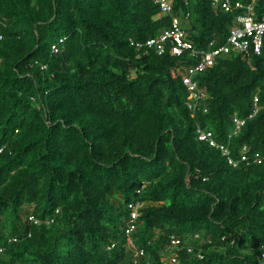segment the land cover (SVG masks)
Segmentation results:
<instances>
[{
    "label": "trees",
    "instance_id": "obj_1",
    "mask_svg": "<svg viewBox=\"0 0 264 264\" xmlns=\"http://www.w3.org/2000/svg\"><path fill=\"white\" fill-rule=\"evenodd\" d=\"M172 12L202 51L236 14L211 0ZM0 18V264H133L135 247L166 264L171 236L194 234L202 258L181 249L174 264H264V163L234 166L196 131L264 155V37L194 75L192 113L177 69L198 56L136 44L170 25L153 0H0Z\"/></svg>",
    "mask_w": 264,
    "mask_h": 264
},
{
    "label": "built area",
    "instance_id": "obj_2",
    "mask_svg": "<svg viewBox=\"0 0 264 264\" xmlns=\"http://www.w3.org/2000/svg\"><path fill=\"white\" fill-rule=\"evenodd\" d=\"M254 1L255 0H211V3L215 7H219L226 12H236L234 16V22L229 30V34L226 43L216 46L213 42L209 43V49L202 51L193 47L192 43L186 39V31L181 25V20L178 15L173 14V0H153V2L159 7L160 15H170V25L156 34L147 38L144 42H137V46L146 45L147 47H153L157 53H163L165 49H168L173 55H181L184 51L189 52L192 56H198V61L192 66H184L178 68L183 85L187 90L186 105L188 109L194 113L202 104L203 99L206 97V93L200 89L197 82L193 79L197 72L202 71L206 67L212 66L215 63L217 56L236 52L249 55L250 53L259 54L264 37V18L257 19L254 13ZM4 22L0 18V40L3 38L2 28ZM54 51L57 50L55 45L52 46ZM257 97H254V110L248 117H251L258 107L256 104ZM245 118H241L237 115L232 117L233 128L228 133V138L235 135L240 127L244 124ZM197 138L204 140L211 146L218 147L223 155H226L228 162L232 165L243 163L249 164H261L264 163V155L259 153L247 154L246 147H242L239 157L230 156V150L228 145L217 142L209 130L197 128ZM3 147H0V152ZM130 208V222L134 221L137 217V209L134 205L129 204ZM28 219L34 223H39L33 216H29ZM130 223L125 229L126 235L130 236L134 230V226ZM198 238V234H194L190 239L183 241L182 239L171 236L169 244L165 247L164 252L161 253V260L166 264H174L178 261L177 252L181 249H185L187 253H191L196 249L197 256L202 258V252L200 248H196L190 240ZM132 246V245H131ZM132 257L133 264H138L139 261L144 259L145 264H148V259H145V251L143 248L135 247ZM259 255L264 263V243L259 247Z\"/></svg>",
    "mask_w": 264,
    "mask_h": 264
},
{
    "label": "rangeland",
    "instance_id": "obj_3",
    "mask_svg": "<svg viewBox=\"0 0 264 264\" xmlns=\"http://www.w3.org/2000/svg\"><path fill=\"white\" fill-rule=\"evenodd\" d=\"M130 246H131V244H130Z\"/></svg>",
    "mask_w": 264,
    "mask_h": 264
}]
</instances>
